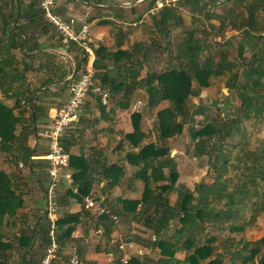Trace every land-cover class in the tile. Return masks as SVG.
I'll list each match as a JSON object with an SVG mask.
<instances>
[{"label": "trees", "instance_id": "trees-1", "mask_svg": "<svg viewBox=\"0 0 264 264\" xmlns=\"http://www.w3.org/2000/svg\"><path fill=\"white\" fill-rule=\"evenodd\" d=\"M39 1L0 0V30L3 35H0V150L7 153L19 151L18 157L30 163H33L34 150L28 144L29 137L38 130L39 118L47 113L40 100L45 87L37 86L32 90L26 87V76L24 70L20 69L22 61L14 50L21 49L26 55H32L41 48L36 31L47 30L49 24L44 20ZM85 1L100 3L99 0ZM157 1L151 0V18L154 27L167 34L170 26L180 21L181 16L172 5H164L153 11ZM177 1L195 12L205 6L203 0ZM208 1L213 4L209 8L205 6V15L209 20L219 21V25L211 24L213 29L219 34L228 30L239 31L244 36L239 43L237 59L230 60L226 50L219 53L218 59L209 53L202 59L201 55L205 53L203 44L200 39L190 35L179 46L178 64L160 71H148L145 77L139 78V71L134 68L136 60L133 59L132 49L122 48V43H119L117 49L113 50L101 43L94 46V79H98L103 87L110 86L115 94L123 93L118 103L121 108L130 107L131 97L139 86L147 89V105L151 109L168 102L167 106L157 111V118L159 138L169 140L183 134L185 125L190 119L193 121L194 115L190 112L188 101L198 94L195 80L201 87H208L212 76H229L230 89L236 92L240 100V107L234 116L223 117L220 123L208 122L199 128L193 124L190 128L197 156L209 155L213 160L212 166L220 171L211 183H197V192L184 184L177 185L180 173L173 159L167 156L169 148L152 140L147 141L148 134L141 127L142 113L135 112L132 115L134 130L125 134L133 149L128 150L125 157L135 166L132 180L143 181L144 191L139 198H129L124 194L111 200L107 198L109 210L98 216V224L104 227L108 235L113 225L110 214L117 217L132 214L137 222L154 233L153 239L147 240L146 245L163 253L156 264H248L255 259H258V264H264V236L256 241L242 238L237 244L240 247L227 250L229 260H226V254L217 252L219 236L209 230L245 231L264 213V142L251 143L252 134L247 128L250 122L251 126H256L264 121V0ZM219 6H223L221 12L217 11ZM131 9L134 12L135 6ZM22 20L25 22L21 23ZM30 29L35 30L36 34H29ZM74 48L78 49L70 46L68 51L72 53ZM134 50H138V44ZM247 51L250 52L249 56H246ZM78 57L75 56V71L71 75L68 72L59 74L55 80L50 79L48 85L56 81L70 83L81 71H85L88 57L85 54L82 60ZM123 59L131 64L122 67ZM115 66L117 72L112 75L110 69ZM68 75L71 77L66 80ZM4 95L14 99V104L7 103ZM99 103L100 112L104 115L107 107L101 101ZM28 107L32 109L30 122L18 132L19 126H23ZM62 144L69 151L70 141L63 138ZM252 144L254 146L250 147ZM233 152H236L234 157L231 156ZM94 166L92 159L84 153L71 156V167L75 172L73 186L68 192L79 202H84L85 196L91 194ZM165 169L169 170L168 173ZM232 171L238 174L231 175ZM126 173V166L119 162L103 165L99 174L100 181H105V191L111 192L121 187ZM176 189L179 191L178 199L172 204L169 194ZM25 204V192L20 189L19 183L11 173L0 169V264H10L9 250L13 247L5 239L4 225L9 223V218L16 223L15 219ZM84 210L83 207L79 212L67 213L58 219L56 238L59 248L73 238ZM45 215L47 217L46 211ZM44 223L40 229L37 225L22 226L18 237V244L23 249L21 264H35L37 255L41 260L47 246L53 242L52 223L48 217ZM171 230L174 232L168 233ZM39 234L42 235V246L37 243ZM40 247H45V252L39 255L36 252ZM178 252H185V258H179ZM118 264H121V260ZM128 264L143 263L132 257Z\"/></svg>", "mask_w": 264, "mask_h": 264}, {"label": "rangeland", "instance_id": "rangeland-1", "mask_svg": "<svg viewBox=\"0 0 264 264\" xmlns=\"http://www.w3.org/2000/svg\"><path fill=\"white\" fill-rule=\"evenodd\" d=\"M25 1L29 2L30 0ZM99 1L100 3L96 4L93 2H86L84 0H61V4L57 10L65 15H76L78 17L83 16L86 18L91 28L93 45L102 42L107 44L111 49H116L119 43H122V48L132 49L134 52L133 59L136 60L134 68L139 71V78L145 77L148 71H160L178 64L179 58L177 56L179 53V46L190 35L194 36V38L200 39L203 44L205 53H202V59L207 56L206 53H209L218 59L219 53L222 50H226L229 53L230 60H235L239 57L238 47L240 40H243L244 36L239 31L228 30L224 34H219L218 31L213 29L211 24L213 23L219 25V21L215 19L209 20L205 15L206 9L209 8V5L211 6V4H213L208 0L202 1V4H205L207 8L203 6L201 11L198 12H195L194 9L189 6L183 5L181 1L158 0L157 7L153 10L157 11L164 5H172L175 7L176 12L181 16L180 21L170 26V31L167 34L158 31L154 27L153 20L151 18V10H149L151 0H142L136 4L133 3L137 0ZM132 6H135L134 12H132ZM222 8L223 6L217 7V11L221 12L223 10ZM139 16L140 18L136 19ZM105 20L110 21L107 22ZM24 22L25 20L21 21V23ZM48 30L51 31V42L52 45H54V49L62 53L53 52L40 54L38 52L32 55H26L21 49L14 50L17 58L22 61L20 69L24 70L26 76V87H28L29 90H32L37 86L45 87V90L41 93L40 100L42 106L44 107V111L47 113L49 112L50 106H61L64 104L72 83L63 84L62 82H57L56 85H54V88L51 89L50 87L52 84L48 85L50 79L53 81L59 74L64 72H68L71 75L75 71V61H77V59L75 60V56H79L78 59L82 60V55L84 54L81 50H78L79 48H74L72 53H70L62 46L58 33L50 26H48ZM39 31L40 30H37L36 32L38 33ZM36 32L35 30L33 32L32 29L29 30V34H36ZM0 35L3 36L1 30ZM101 38L104 40L101 41ZM252 40H256V38H252ZM44 43L46 44L48 42L44 41L43 44ZM39 44L40 47H43L42 43ZM136 44H138L137 51L134 50V46ZM249 55L250 52L247 51L246 56ZM24 62H26V64H24ZM121 62L122 67H128L131 64V62L127 59H123ZM84 68L85 67L81 70ZM116 72V66L110 69V73L112 75H115ZM122 72L128 73L126 70H122ZM228 79L229 76L227 75L212 76L208 87H201L199 82L195 80L194 83L198 89V94L192 96L188 101L190 112L194 115L193 121L190 119V121L185 125L183 134L169 140H161L159 138L157 118V110L167 106L169 103L163 102L156 107L157 109H151L147 105V89L143 86H139L135 94L131 97L132 108H134V110H138L135 112L142 113L141 127L143 129L145 127V129L149 130V136L147 138L148 141L152 140L169 148L170 151L167 156L173 159V162L180 173L177 185L184 184L195 192L198 190L197 183L201 181L211 183L215 174L220 170L212 166L213 160L209 155L201 158L197 156L195 142L191 137L190 128L193 124L199 128L208 122L220 123L221 118L230 115L234 116L235 112L240 107V100L237 97L236 92L230 89ZM98 84L99 80L95 79V85ZM104 87L110 91L109 103H111V105L112 101L118 104L119 101L122 100L123 93L115 94L110 90V86L105 85ZM4 98L7 103L11 105L14 104V99H9L5 95ZM100 101V97L94 91H91L88 94L87 99L81 108V115L88 119V123H92L95 116L100 115ZM108 105L105 106L107 107ZM111 107H113L114 115H111L112 117L110 121L100 122L96 124V127L93 126L95 131L92 128L91 132L84 133L86 136L91 137L89 144H94V142L97 141L94 139V136L98 134V132H96L97 129L115 125V115L117 114L115 112V108H117V105L114 104ZM31 111V107H28L24 115L26 121L28 120L30 122ZM135 112H133V114ZM124 116H126L125 118H127V121L124 120L123 122L128 123L127 125L129 128L133 123V121H130L132 120L130 111ZM250 123H248L247 128L252 134L250 138L251 143L257 144L264 142V121L258 122L256 126H251ZM115 128L116 127L114 126V134L112 133L108 135L106 139L101 141V143L105 144L106 147L107 153L104 157L106 158L107 163L122 160L127 161L125 157L126 153L128 150L133 149L132 145L125 139V127L117 130ZM72 130H74V128H70L67 131L64 139L66 138V140H69V135L73 133ZM101 131H103V129ZM254 144L250 147H253ZM235 154L236 152H233L231 156L234 157ZM18 155H20L19 151L7 153L0 150V169H5L11 173L14 179L19 183L20 189L25 192L26 199L30 202L29 205L26 204L27 206L25 205V207L20 210L19 216L15 219L16 223L12 222V219L9 218L7 219V222L9 223H6L3 228L5 239L13 244V247L9 250V254L11 255L10 264H19L22 258L23 249L18 244V237L22 231V226L34 227L37 225V228L40 229L42 225L45 224L44 222L47 219L45 215L46 207L44 203L45 188L48 183V164L46 161L41 160L30 163L22 157H18ZM20 162H23V166L19 165ZM31 164L34 165L31 166ZM128 164L130 163L128 162ZM132 170L133 168L130 166L127 176H130L129 174ZM168 171V169H165L166 173H168ZM232 174L234 175L238 173L232 171L231 175ZM124 185L127 187V191L125 192L126 197H142L144 191L143 181L137 179L132 180L131 177H128L123 182V186ZM69 188L72 187L69 186V183L64 181L59 190V202L61 207L59 210V218L67 214L66 204L69 199ZM105 190V187L96 181V185L94 184L91 192H93V196L97 200V197L99 199L103 198L102 196L106 194ZM112 192L114 194H119L121 190ZM178 194L179 191L177 189L169 194L172 204L177 202ZM82 205L84 206V202H82ZM26 208L29 209L25 211ZM84 208L87 209L85 206ZM88 213L90 216V222L88 223V226L90 227L89 234L92 236H89V234L86 236L90 237V239L93 237L97 239L98 234L92 230L96 229L94 226L98 216L100 215L99 210L93 213V211L89 209ZM113 215L114 214H110L113 220L112 226H115V230H113L114 234L111 233L110 236L105 235L103 236L104 239L101 237L102 239H99L98 241L90 240V243L94 244L93 249L96 248V243L101 247L107 244V247L115 253V258L120 257L119 260H121L122 258L128 257V259L131 260L132 257H136L143 264H154L151 263L152 260L162 258L163 253L160 249L153 250L146 245L147 240L153 239L154 233L151 229L147 228L142 223L137 222L130 213L118 215L117 219H114L112 217ZM78 229L81 230L82 226L79 225ZM97 230H99V228ZM209 230L211 233L216 232L219 236V239L216 242L218 245L217 252H223L226 254L225 259L227 258L226 260H229L227 257V250L240 247V245L237 244L240 243L242 238L250 241H256L264 236V213L245 231L233 233L229 230L214 231L212 228ZM56 231L59 232V229ZM173 232L174 230L168 231V233ZM77 233L78 232L76 231L74 233V238L67 241L65 245L60 246L56 253L55 262L59 261L61 263L70 264V258L75 252H78L76 249L77 244H80V240L82 239L75 236ZM38 237V246H42V235L39 234ZM137 237L141 239H138ZM127 240H131L135 244L132 248H128L124 251L120 248V245L122 242ZM232 240H235V242ZM49 246H47L46 252ZM43 251L45 252V247H40L36 254L40 255ZM185 255V252L177 253L179 258H185ZM34 263L40 264V257L38 255L35 257ZM248 264H258V259H255Z\"/></svg>", "mask_w": 264, "mask_h": 264}, {"label": "built area", "instance_id": "built-area-1", "mask_svg": "<svg viewBox=\"0 0 264 264\" xmlns=\"http://www.w3.org/2000/svg\"><path fill=\"white\" fill-rule=\"evenodd\" d=\"M39 7L43 12L44 20L58 33L61 43L65 48L75 46L88 57L85 71L72 80L69 88V96L64 104L50 111L49 119L44 125L41 135L47 140V152L42 156V160L48 164V183L45 188L46 214L52 223V243L46 254L40 260V264H54L59 244L56 238L57 221L59 219V190L66 180L73 182V173L70 172L71 152L66 150L62 144L67 131L74 128L79 120L81 108L84 105L88 94L94 91L104 105L109 104L110 91L102 85H95V50L92 44L91 28L86 18L76 15H65L57 10V0H40ZM154 11V10H153ZM23 166V162H20ZM77 191L76 188H74ZM87 209L96 208L99 212H106L102 208L93 194L84 198ZM114 219L118 217L113 216ZM134 242L127 240L122 242L120 248L127 250L134 246ZM122 264H128V257L121 259ZM70 264H84L80 255L75 252Z\"/></svg>", "mask_w": 264, "mask_h": 264}, {"label": "crops", "instance_id": "crops-1", "mask_svg": "<svg viewBox=\"0 0 264 264\" xmlns=\"http://www.w3.org/2000/svg\"><path fill=\"white\" fill-rule=\"evenodd\" d=\"M60 1L61 0H57V8L61 4ZM86 2H88V1H86ZM80 17H83V16H80ZM50 32L51 31H49L48 27H47V30L39 31L37 33V36L39 37V43H42V45H43V47L41 46V48L39 50H37V51L40 54H42V53L43 54L53 53V52L62 53V52L54 49V45H52V42H51V34H50ZM43 40L48 42V43H46V44L44 43L43 44V42H44ZM103 40L104 39L101 38V41H103ZM99 43H102V42H99ZM99 43L94 45V46L95 47L99 46ZM102 44H105V43H102ZM105 45L108 46L107 44H105ZM65 49H67V51L69 50V48H65ZM116 49H113V50H116ZM95 59H96V55H95ZM69 78H70V76H68L66 78V80L69 79ZM57 82L58 81L51 82L50 85L51 84L52 85H51V87L50 86L49 87L51 89L54 88V85H56ZM68 96H69V93H68ZM68 96L65 99V102L68 99ZM113 103L115 105H117V108H115L116 109L115 112L117 113L115 115V125L107 126L106 128L97 129L96 132H98V134L94 136V139H96L97 141H95L94 144H89L90 140H91V137L90 136H86L84 133L91 132V129L93 128V126L96 127V124H98L100 122L110 121L111 120V117H112L111 115H114L113 107H111L112 105H114ZM110 105H111V103H109V105L107 106L106 113L104 115H102L100 113L99 116H95V119L93 120L92 123H88V119L86 117H84L83 115H81V113H80V120H79L78 124L74 127V130H72L73 133L69 135L70 136L69 137V141H70V149H69V151L71 152V154L72 155H74V154L77 155V154L84 153L86 156H88V157H90L92 159V162L95 165L94 166L95 170L93 172V177H94L93 178V186H94V184L96 185V181H98V183L102 184L103 187H104L105 181H100V175L98 173L101 170L103 165L110 164V163L106 162V158L104 157V156H106L107 152H106L105 144H102L101 141L106 139V137L108 135H110L112 133L114 134V126L116 127L115 128L116 130L119 129V128L125 127L126 133L132 132L133 129H134V125L132 123V125L128 128V125H127L128 123H124L123 122L124 120L127 119V118H125L126 116H124V115H127L129 113V111H130V115L132 116L133 112L138 111V110H134V108H132V106H131L132 104L130 105L129 108H121L118 104H116V102L112 101V105L111 106ZM56 107H59V106L52 105V106H50V109H49L48 113H43L42 114V116L37 121L38 130L33 135H30V137H29L28 144L34 150V153L32 155L33 162L34 161H38V160L44 161V160H42V156H44V154L47 152L48 146H47V140L41 135V128L43 129L44 125L47 124L48 119H49L50 111H52ZM155 109H157V108H155ZM112 112H113V114H112ZM131 116H130V119H131ZM130 121L132 122V120H130ZM28 123H29L28 120L27 121L24 120L23 126H20L18 132H21V130L23 129L22 127L26 126ZM102 129H103V131H101ZM93 130L95 131V128H93ZM143 131H145L148 134V136H149V130L145 129V127H144ZM147 141H148V139H147ZM114 162H119L120 164H124L126 166V168H127V173H126V175L123 178L122 186L118 187V188H116V189H114L112 191L121 190V192L119 194H117V193L116 194L117 195H120V194H124L125 195V192L127 191V187L125 185L123 186V182L128 177L132 176V172L135 170V166L128 164V161H126V160L114 161ZM129 165L133 168V170L129 174L130 176H127L128 175V169H130ZM33 170H34V168H33ZM69 171L74 173L75 169L73 167H71ZM73 181H74V179H73ZM66 182L69 183L70 187L73 186V182H68V181H66ZM112 191L111 192L106 191V194H104L102 196L103 198H101V199H99L97 197V201L99 202L100 206L102 208H105L106 211L109 210V206H108V204L106 202V199L108 198V199L111 200V199H113V196H117ZM91 194H93V192H91ZM25 199H26V194H25ZM26 204L27 205L30 204V202L27 199H26ZM44 204H45V207H46V198H45V203ZM84 206H85V204H84ZM84 206L82 205V202H79L76 198L71 197L69 195L68 203L66 204V212L67 213H76V212L81 211ZM28 209L29 208H26L25 211H27ZM88 210L89 209H85L84 210V213H83V215L81 217V222L78 224V226L79 225L82 226V229L79 230L78 226H77V230L76 231L78 233L75 236L78 237L79 239L82 238L80 240L81 243L77 244V248H76L77 251H78L77 253L83 259L84 264H118V261H119L120 257H118V258L116 257L115 258V253H113V251L110 250L109 247H107L108 246L107 244L105 246L101 247V246L97 245V243H96L95 244L96 248L93 249V245L94 244L90 243L92 240L98 241L99 239H102V238L104 239L103 236H105V235L106 236H110L111 233L114 234L113 230H115V226L111 227V230H110L109 234L107 235V234H105L104 227L102 225L98 224L99 222H98V218H97V220L95 222V226H94L96 229H94L92 231H95L98 234V238L96 239V238L93 237V238L90 239V237L86 236L90 232V227L88 226V223L90 222V220H89L90 216H89ZM92 211L94 213L97 210L96 209H92ZM99 214H101V212H99ZM98 228H99V230H97ZM89 236H92V235L89 234ZM73 238H74V235H73ZM83 238L85 239V241H84ZM137 238L141 239L139 237H137ZM106 241H107V239H106ZM151 263L156 264L157 260H152ZM19 264H21V260H20ZM55 264H66V263H61L59 261L58 262L56 261Z\"/></svg>", "mask_w": 264, "mask_h": 264}, {"label": "water", "instance_id": "water-1", "mask_svg": "<svg viewBox=\"0 0 264 264\" xmlns=\"http://www.w3.org/2000/svg\"><path fill=\"white\" fill-rule=\"evenodd\" d=\"M142 0H137L136 2H134L133 4H136V3H138V2H141Z\"/></svg>", "mask_w": 264, "mask_h": 264}]
</instances>
